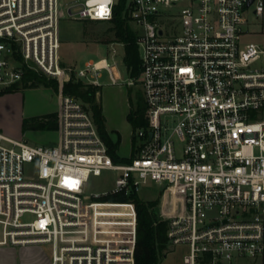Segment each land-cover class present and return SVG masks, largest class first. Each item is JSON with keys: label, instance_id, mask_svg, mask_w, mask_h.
<instances>
[{"label": "built area", "instance_id": "1", "mask_svg": "<svg viewBox=\"0 0 264 264\" xmlns=\"http://www.w3.org/2000/svg\"><path fill=\"white\" fill-rule=\"evenodd\" d=\"M118 1L0 0V94L28 71L67 80L60 18L110 20ZM247 1L124 0L145 102L135 154L114 161L90 111L70 94L60 99L58 142L0 132V246L47 244L50 264H135L130 196L152 181L176 190V204L161 217L168 244L186 247L183 264L257 260L264 253V44L244 35L248 8L260 16L264 0ZM110 66L102 57L72 69L99 85ZM107 170L115 172L113 186L88 193L89 176Z\"/></svg>", "mask_w": 264, "mask_h": 264}, {"label": "rangeland", "instance_id": "2", "mask_svg": "<svg viewBox=\"0 0 264 264\" xmlns=\"http://www.w3.org/2000/svg\"><path fill=\"white\" fill-rule=\"evenodd\" d=\"M252 9L253 6L248 8L247 31L244 40L264 44V11L256 17L252 13ZM128 23L133 27L132 23ZM111 25L112 23L109 20H76L63 15L59 20L60 56L64 60L63 63L71 67L68 79H55L59 85L56 91L53 87L43 86L42 84L28 87L18 84L11 91L0 94V132L34 144L56 143L60 139L58 129L32 126L23 129V119L58 111L60 99L64 95L61 92L62 83L71 78L80 80L76 78L72 68L82 67L88 59L97 60L105 57L111 65L110 70L100 71L99 85L88 84L98 86L96 99L102 107L108 132H110L112 138H115L117 133L120 135L117 154L120 157H128L131 154L133 143L137 145L140 142V139L136 136L133 140L132 134L140 127L133 126L126 115L130 111L136 112L138 109L145 107V102L138 78L135 79L129 76L122 61L123 44L112 41L113 31ZM109 71L114 77V81L110 79ZM128 80H132L133 84H128ZM260 116L264 119V111L260 113ZM114 178L115 172L109 170L103 171L100 175L91 174L87 180L86 190L88 193H96L111 188L114 184ZM160 188L154 182L149 181L147 185L142 187L139 197L146 200L157 199L156 210L161 216L164 209L168 208L169 202L176 204L178 196L174 188ZM40 247L50 257V246L41 244ZM166 248V255L161 257L157 264H183L182 254L186 251V247H175L166 242ZM245 261L243 260V262ZM250 264L259 263L251 262Z\"/></svg>", "mask_w": 264, "mask_h": 264}, {"label": "trees", "instance_id": "3", "mask_svg": "<svg viewBox=\"0 0 264 264\" xmlns=\"http://www.w3.org/2000/svg\"><path fill=\"white\" fill-rule=\"evenodd\" d=\"M123 2L124 0H119L114 6L113 16L109 20L112 23L110 26L113 31L112 41L123 44L124 54L122 61L129 76L137 79L140 73V59L136 44L137 32L131 27L128 23V18L123 14ZM21 84L23 87L42 84L43 86L53 87L55 91L58 90L59 87L54 78L46 77L36 71H28L22 79ZM16 86L17 85L8 91L16 88ZM61 92L63 94H70L85 104L92 115L100 136L108 147L111 158L114 161L128 160V157H120L117 154L120 144V135L117 133L115 138H112L110 132H108L106 128L102 107L96 99L98 86L71 78L62 83ZM144 113L145 107H142L136 112L130 111L126 117L133 126L141 127L146 124ZM29 126L44 129H59L58 111L41 116L24 118L22 121L23 129ZM134 138L135 136L133 134V140ZM135 152V144L133 143L130 157L133 156ZM103 199L124 200L127 198L120 195H107L104 196ZM130 199L134 202L136 210L137 239L135 247V264H157L160 258L167 253V221L157 213V199L146 200L140 198L137 194L130 196Z\"/></svg>", "mask_w": 264, "mask_h": 264}, {"label": "crops", "instance_id": "4", "mask_svg": "<svg viewBox=\"0 0 264 264\" xmlns=\"http://www.w3.org/2000/svg\"><path fill=\"white\" fill-rule=\"evenodd\" d=\"M252 262L264 264V253ZM0 264H50V257L39 245L0 246Z\"/></svg>", "mask_w": 264, "mask_h": 264}, {"label": "water", "instance_id": "5", "mask_svg": "<svg viewBox=\"0 0 264 264\" xmlns=\"http://www.w3.org/2000/svg\"><path fill=\"white\" fill-rule=\"evenodd\" d=\"M251 2H252V0H248V1H247V5H249Z\"/></svg>", "mask_w": 264, "mask_h": 264}, {"label": "bare ground", "instance_id": "6", "mask_svg": "<svg viewBox=\"0 0 264 264\" xmlns=\"http://www.w3.org/2000/svg\"><path fill=\"white\" fill-rule=\"evenodd\" d=\"M170 188H174V187H170Z\"/></svg>", "mask_w": 264, "mask_h": 264}]
</instances>
